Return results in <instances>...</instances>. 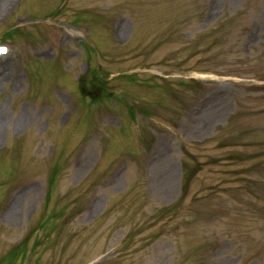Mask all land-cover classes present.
<instances>
[{
	"label": "rangeland",
	"instance_id": "374dc122",
	"mask_svg": "<svg viewBox=\"0 0 264 264\" xmlns=\"http://www.w3.org/2000/svg\"><path fill=\"white\" fill-rule=\"evenodd\" d=\"M0 46V264H264V0H0Z\"/></svg>",
	"mask_w": 264,
	"mask_h": 264
},
{
	"label": "trees",
	"instance_id": "16d2710c",
	"mask_svg": "<svg viewBox=\"0 0 264 264\" xmlns=\"http://www.w3.org/2000/svg\"><path fill=\"white\" fill-rule=\"evenodd\" d=\"M12 32H13V30H11V31H9L7 33L10 34ZM102 87H103V85L102 84H99V83L96 84V85H94L95 92L91 93L90 95H87V97H89L91 99H97V98H99L100 94H97V93L99 92L100 89H102ZM185 171L186 172H185V175H184V183H183V192H184V194H186L185 191L188 188V183H189V181L191 179L190 177H191V174H192V172L189 171V167L186 168Z\"/></svg>",
	"mask_w": 264,
	"mask_h": 264
},
{
	"label": "snow or ice",
	"instance_id": "6c2138e0",
	"mask_svg": "<svg viewBox=\"0 0 264 264\" xmlns=\"http://www.w3.org/2000/svg\"><path fill=\"white\" fill-rule=\"evenodd\" d=\"M0 51H5L4 49H0Z\"/></svg>",
	"mask_w": 264,
	"mask_h": 264
}]
</instances>
